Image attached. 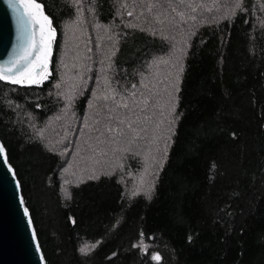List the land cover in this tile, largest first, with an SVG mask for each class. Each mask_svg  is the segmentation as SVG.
Listing matches in <instances>:
<instances>
[{
    "label": "trees",
    "instance_id": "1",
    "mask_svg": "<svg viewBox=\"0 0 264 264\" xmlns=\"http://www.w3.org/2000/svg\"><path fill=\"white\" fill-rule=\"evenodd\" d=\"M36 1L0 140L46 264H264V0Z\"/></svg>",
    "mask_w": 264,
    "mask_h": 264
},
{
    "label": "water",
    "instance_id": "2",
    "mask_svg": "<svg viewBox=\"0 0 264 264\" xmlns=\"http://www.w3.org/2000/svg\"><path fill=\"white\" fill-rule=\"evenodd\" d=\"M25 0H0V69L11 64L24 54L31 39L40 40L39 25L28 22V9L24 7ZM45 16L47 15L42 3ZM34 33V37L30 34ZM56 33L51 38L50 54L47 67L41 71L37 69L35 79L38 83L24 82L13 84L9 80L4 83L21 87H32L41 84L46 73H50L53 42ZM3 151L0 152V264H46L33 220L22 195L20 181L15 169L9 162L7 151L0 140ZM28 210L25 215L24 209ZM30 221V222H29Z\"/></svg>",
    "mask_w": 264,
    "mask_h": 264
},
{
    "label": "snow or ice",
    "instance_id": "3",
    "mask_svg": "<svg viewBox=\"0 0 264 264\" xmlns=\"http://www.w3.org/2000/svg\"><path fill=\"white\" fill-rule=\"evenodd\" d=\"M24 7L28 9L27 17L29 24L33 26L39 25L41 36L39 41L31 39L24 54L12 62V64L16 65L15 68L10 64L0 69V80L6 79L13 84L39 82L35 79V75L37 69L43 71L47 67L48 56L50 54V42L54 35V30L51 29V21L43 14L42 6L36 3V0H25ZM30 36L34 37V33H31ZM123 107L126 108L127 104L123 105ZM2 151V146H0V152ZM24 213L25 215L28 214L26 208L24 209ZM81 251L83 252L84 249H81ZM153 259L159 260V257L154 256Z\"/></svg>",
    "mask_w": 264,
    "mask_h": 264
},
{
    "label": "rangeland",
    "instance_id": "4",
    "mask_svg": "<svg viewBox=\"0 0 264 264\" xmlns=\"http://www.w3.org/2000/svg\"><path fill=\"white\" fill-rule=\"evenodd\" d=\"M54 32H55V31H54ZM55 33H56V32H55ZM53 45H54V42H53ZM48 76H49V73H47V74L44 76L43 80L47 79Z\"/></svg>",
    "mask_w": 264,
    "mask_h": 264
},
{
    "label": "bare ground",
    "instance_id": "5",
    "mask_svg": "<svg viewBox=\"0 0 264 264\" xmlns=\"http://www.w3.org/2000/svg\"><path fill=\"white\" fill-rule=\"evenodd\" d=\"M47 74V73H46Z\"/></svg>",
    "mask_w": 264,
    "mask_h": 264
}]
</instances>
